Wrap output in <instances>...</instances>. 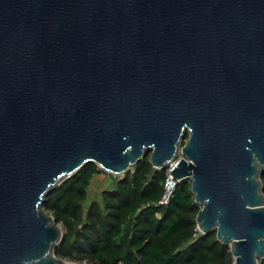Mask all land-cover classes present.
Instances as JSON below:
<instances>
[{
	"label": "water",
	"instance_id": "1",
	"mask_svg": "<svg viewBox=\"0 0 264 264\" xmlns=\"http://www.w3.org/2000/svg\"><path fill=\"white\" fill-rule=\"evenodd\" d=\"M180 154L199 231L259 264L264 0H0V264H78L46 198Z\"/></svg>",
	"mask_w": 264,
	"mask_h": 264
},
{
	"label": "trees",
	"instance_id": "2",
	"mask_svg": "<svg viewBox=\"0 0 264 264\" xmlns=\"http://www.w3.org/2000/svg\"><path fill=\"white\" fill-rule=\"evenodd\" d=\"M132 169L134 174L125 173L115 189L106 191L111 200L106 215L97 207L90 208L85 219L82 214L93 174L104 171L94 163L46 198L43 208L67 227L55 249L57 257L94 264L230 263L229 247L217 240L216 232L203 234L197 227L192 214L201 208L194 202L189 180H182L169 204L160 206L166 169H154L148 157Z\"/></svg>",
	"mask_w": 264,
	"mask_h": 264
},
{
	"label": "rangeland",
	"instance_id": "3",
	"mask_svg": "<svg viewBox=\"0 0 264 264\" xmlns=\"http://www.w3.org/2000/svg\"><path fill=\"white\" fill-rule=\"evenodd\" d=\"M136 171L134 169H131V173L134 174ZM125 173L124 174H119V175H115V174H111L109 172H95L89 182V185L87 187V198L85 201L82 202V214L84 219L86 218V214L87 212L90 210V208L93 207H97L98 210H100V212L103 213V215H106V211L108 209V205L107 203H111L110 198H108L106 196V191L111 190V189H115L117 187V183L124 178ZM149 176V174L147 175V177ZM154 202V201H153ZM201 209L198 210L197 212H195L194 214H192V216H195V220L196 217L198 216V214L200 213ZM49 215L53 216V213H50L48 211H46ZM183 215H189L190 214H183ZM157 217H160V214L158 213L156 215ZM55 218V217H54ZM57 225L61 228L62 233L65 235L67 233V227L64 225L63 222H57ZM79 228H81V225L79 226ZM228 251L231 253L230 251V247L228 249ZM61 259H63L66 262L69 263H78V264H94V263H90L85 261H76L70 258H64V257H59ZM234 257L231 256L227 258V261H231Z\"/></svg>",
	"mask_w": 264,
	"mask_h": 264
},
{
	"label": "built area",
	"instance_id": "4",
	"mask_svg": "<svg viewBox=\"0 0 264 264\" xmlns=\"http://www.w3.org/2000/svg\"><path fill=\"white\" fill-rule=\"evenodd\" d=\"M182 158H184V157L182 156V154H180L179 157L174 162H172L168 166V168L166 169L165 178L163 181V192H162L161 198L158 201V204L160 206H165V205L169 204V202L171 201V199L175 193L177 185L181 182V180H175L174 181L172 179L173 175L170 173V171L178 164V162ZM229 264H236L235 258H233Z\"/></svg>",
	"mask_w": 264,
	"mask_h": 264
}]
</instances>
